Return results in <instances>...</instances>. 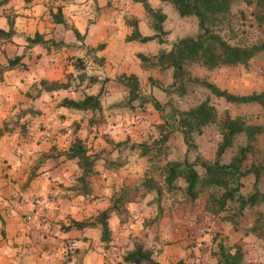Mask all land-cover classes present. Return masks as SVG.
I'll return each mask as SVG.
<instances>
[{
	"label": "rangeland",
	"instance_id": "374dc122",
	"mask_svg": "<svg viewBox=\"0 0 264 264\" xmlns=\"http://www.w3.org/2000/svg\"><path fill=\"white\" fill-rule=\"evenodd\" d=\"M89 12H91L89 18L95 16V18H101L103 24L105 20H112L115 24L117 13L111 0H107L104 10H101L97 0L96 6L90 9ZM230 12L231 26L234 32L233 35L228 34L230 42L246 45L264 39V24H257L254 20L252 5L237 0L231 5ZM166 14L164 28L167 30V41H170L171 44L181 37H196L199 33L196 16L179 17L172 7L167 9ZM45 15L47 16L46 21ZM38 16L40 17V23L38 24L26 23L19 25L23 34H32L34 31L42 30V34L46 37L67 44H71L76 39L70 30L54 24L48 12H43L42 15ZM103 28H98L93 32L92 37H89V31L86 28L85 36L90 38L91 43L95 46L103 42L104 46H108V52L111 54L113 52L111 45H114V43L109 42V34L107 42L102 39ZM117 34L115 32L116 37ZM23 36L19 35L11 42H0V62L3 58L16 55H20L23 60V67H16L18 68V75L15 76L14 82H11L15 89L11 91L12 86L10 85V100L6 101V105L0 106V124L5 121L10 128L9 132H4L0 137V214L5 216L9 224V229H7L4 221L0 226V250H2L0 251V264H41L42 256H48L50 253L55 252V250L53 251V244L56 241L59 255L55 264H72L73 258H76V264H81L82 261L78 258L79 255L75 253L76 248H78V251L89 253V257L86 259L87 264H98L101 259L103 264H122L121 255L127 248L132 246L135 239L123 250L119 249L115 241L118 239L121 221L116 214H113L111 218L109 216L110 219H108L110 241L107 246H104L99 240L97 229H87L85 235H82L80 230L69 229L65 238L68 239L67 241H74L76 245L72 249L68 248L70 251L67 252L68 249L62 247L59 243L67 242L61 239L64 238L61 237V233L63 227L70 223L73 218L66 215L61 216L55 210L49 211L47 208L41 211V205L38 201L41 200V193L46 192L48 187L40 175L42 166L44 163L53 164L57 158L45 156L44 160L30 163L31 157L26 158L23 153L31 152L34 147H37L40 141L36 140V137L39 133L45 131V125L40 123V118L44 116L47 109L40 97L60 90L43 92L38 97H30L28 95L32 96L35 90L31 84L37 82H30L29 78L33 77L34 65L39 63L42 66L53 53H68L78 49L65 46L58 51L52 50L46 53L39 45L26 47ZM83 38L84 36L82 40ZM137 44L141 48L145 46L143 43ZM164 48L168 49V44H164ZM103 50L105 51V47ZM71 58V56H65L69 65L72 66ZM58 59L59 56H57ZM84 64V69L87 68L91 72L105 74V68L103 69V66L99 68L97 61L92 64H86V62ZM69 65H66V67ZM110 70V66H108L107 71ZM189 70L192 75L203 76L218 87L232 93L247 94L259 92L264 88V54H258L251 58L245 66L222 67L211 71L192 66ZM22 75L24 78L20 79L19 82L18 76ZM99 76H101L98 79L99 81L106 78L105 75L99 74ZM65 79L70 80L71 73ZM104 81L107 83L106 79ZM172 81L169 67L156 68L150 75H142L138 79L139 94L151 98L158 106L156 108L152 100L143 104H139L140 99L138 100L139 114L148 117L152 122L150 131L144 133L148 144L153 145V140L159 137L157 124H161L163 121L172 122V116L168 113L171 106L186 109L208 95L206 90L195 86L191 87L182 96L170 93L168 89ZM81 83H83V78ZM68 87H70V84ZM98 88L99 84L97 82L95 84L89 83L88 92H96ZM108 99L106 95H102L101 105ZM209 99L219 116L222 115L224 110H227L232 116L242 115L251 123L264 125V106L256 104L236 106L213 96H209ZM59 119H64V117L61 116ZM90 126H93V124H90ZM75 128L77 132L80 131L79 124ZM131 139L132 137H129L122 129L116 130L114 134L116 142L131 141ZM219 139V131L214 124L206 126L200 133L193 134L191 145L185 144L180 130L174 129L164 144L163 153H158L155 156L156 151L153 147L149 155L145 156L156 157L157 166L151 172L150 179L157 183L161 192L158 195L155 191L145 193L142 186L143 180L139 181L140 186L134 192L129 193L130 196H134L136 199L129 201L126 211H129L130 215L138 209L144 212L145 219L142 228L146 231L139 230L136 239L141 240L147 248L151 249L154 259L158 262L167 264L181 260L182 264H216L213 254L220 242L227 246L234 244L240 246L242 251L240 264H261L260 257L264 256L262 240L252 234H246L245 231L254 223L259 213L264 219V201L253 207H244L240 212L235 208V204L229 203L223 212L211 216L203 211L205 192L200 193L197 198L191 200L184 193V182L181 179L175 182V187L171 190L164 188L159 169L162 163L167 160H186L193 164L200 161L210 162L213 160L215 147ZM242 143L243 137L236 138L233 145L221 156V162L227 163L237 146ZM84 144L89 152L88 144L86 142ZM258 148L260 151L247 161L246 166L250 161L264 164V134L258 137ZM134 159V156L130 157V160ZM99 160L96 162L95 168L99 167ZM141 163H144V161H141ZM53 166L58 167L55 164ZM194 167L200 174L203 173V168L199 165ZM31 170L36 172L35 178L26 184L25 180ZM240 182L239 191L241 194L247 195L253 190L264 194V171L260 173L258 179H255L252 174H246L240 178ZM59 187L63 188L64 186L59 185ZM93 187H95V184H93ZM153 193H155V196H153ZM47 199L50 200L51 197ZM27 204L34 206L32 207L33 223L28 231L22 228ZM153 204L156 205V208H153ZM209 228L212 229L211 242L198 243L201 236L205 235ZM114 249L119 251V259L115 258L116 251Z\"/></svg>",
	"mask_w": 264,
	"mask_h": 264
},
{
	"label": "clouds",
	"instance_id": "9594fccd",
	"mask_svg": "<svg viewBox=\"0 0 264 264\" xmlns=\"http://www.w3.org/2000/svg\"><path fill=\"white\" fill-rule=\"evenodd\" d=\"M106 2L107 0H98L101 10H104ZM73 3L92 9L96 6L97 0H33L37 10L43 9L45 13L47 12L45 5L55 11L57 7L65 4L70 6ZM112 3L117 13L115 24L112 25L113 31H118L120 25H125L127 36L136 40L137 43L155 41L160 44L161 47L156 53L157 57L171 54L164 48L165 43L169 48L172 45L170 41H164L165 33L161 27L163 13L160 8L152 7L153 0H112ZM23 4L24 0H19L17 12L23 10ZM137 5L142 12L139 16L129 11ZM29 15L32 16L31 21L18 20L17 24L40 23L38 15L32 13ZM94 19L95 16L90 17V20ZM144 20L152 25L151 36L139 30V24ZM0 27L7 31L6 21L2 17H0ZM127 43V40L119 41L118 48L111 53L112 60L109 62L111 70L105 72L107 83L98 81L99 88L91 97L88 94V85L94 72L87 68L78 70L69 65L65 56L72 57V64L78 60L92 64L107 59L101 50L88 48L84 51L86 46L82 41L74 39L71 44L66 43V47L78 49L77 51L53 53L42 66L39 63L34 65L35 71L33 77L29 78L30 82L38 83L43 76L49 88L64 83L70 84V87L61 88L59 92L48 93L40 97L47 109L44 116L40 118V123L45 125V131L36 137L40 144L31 152L23 153L26 158L31 157L30 163L44 160L45 156L55 155L57 157L53 164L58 167L49 163H44L42 166L40 175L48 187L46 192L41 193V200L38 201L41 211L47 208L49 211L55 210L61 216L66 215L89 223H95L102 219L103 215L116 214L121 221L118 239L115 241L120 250L137 238L139 230L146 231L142 228L145 219L144 212L138 209L130 215L126 209L129 201L136 199L129 193L134 192L140 186L139 181L150 179L151 172L157 166L155 156H144L145 147L148 152H151L154 147L147 143L144 135L145 132L150 131L152 122L148 117L139 114V98L132 88L130 73L122 70L127 68L130 62H135L140 55L145 57V60L140 61L141 64H150L153 55L136 48L128 49ZM57 56H59L58 60ZM66 65L69 66L66 67ZM70 73L71 79L66 80L65 77ZM81 78H83V83H81ZM35 92L42 93L44 89L37 87L34 94ZM102 95L109 98L103 105L100 103ZM64 101L68 102L66 106L63 105ZM2 102L3 99H0V103ZM73 105L79 107L74 108ZM61 116L64 119H59ZM90 120L93 121V126L89 125ZM77 124L80 125L79 132L75 128ZM118 129H122L129 137H132L131 141L117 143L114 140V134ZM77 138L88 144L91 156H77L74 160H69L68 156L74 154L71 150L76 147ZM52 146L56 147L55 153L50 151ZM97 155L100 157L99 167L90 170L83 161L95 160ZM133 156L135 159L130 160ZM59 185L64 187L61 188ZM48 197L51 199L48 200ZM153 208H156L155 204ZM211 237L212 229L209 228L198 243H210ZM115 258H120L119 251H116ZM260 260L261 264H264V256H261ZM72 264H76L75 258ZM98 264H103V260L98 261Z\"/></svg>",
	"mask_w": 264,
	"mask_h": 264
},
{
	"label": "trees",
	"instance_id": "16d2710c",
	"mask_svg": "<svg viewBox=\"0 0 264 264\" xmlns=\"http://www.w3.org/2000/svg\"><path fill=\"white\" fill-rule=\"evenodd\" d=\"M8 0H0V5H4ZM32 0H24L25 3H30ZM162 3H168L174 9L179 17H187L190 15L196 16L198 20L199 33L196 37L184 36L173 42L171 48L166 50L170 51V55L156 56L153 55L150 64H141L140 61L145 60V57L138 56L139 64L142 69L153 68H167L171 69L172 84L169 86L170 93L179 96L185 95L188 90L195 86L207 91L208 95L195 105L186 109H178L171 106L168 113L172 116V122L163 121L157 124L159 130V137L153 140L155 147V156L158 153H163L164 144L169 135L174 129L180 130L183 135L185 144L191 145L192 136L195 133H200L203 128L208 125L214 124L217 126L220 139L216 144L214 157L212 161H200L195 164L186 160H167L159 166L162 175V182L164 188L171 190L175 187V182L181 179L184 182V193L194 200L200 193L205 192V202L203 211L208 215H218L223 212L229 203L235 204V208L240 212L244 207H253L260 202L264 201V194L253 190L247 195L240 193L241 186L240 178L246 174H252L255 179H258L260 173L264 171V164L254 163L252 161L246 166L247 161L253 158L260 149L258 148V137L264 134V125L255 124L248 121L242 115H230L227 110H224L222 115L218 112L213 104L210 103L209 96H213L223 100L226 103L240 106L248 104H256L264 106V88L259 92H250L247 94H237L227 91L218 87L213 82L209 81L203 76L192 75L189 68L197 66L211 71L222 67L245 66L248 61L258 54H264V39L262 41L241 45L236 42H230L228 34H234L233 27L231 26V5L237 0H159ZM245 4L252 5L254 8L253 18L257 24H264V0H241ZM159 8V7H153ZM162 11V10H161ZM162 24L161 27L165 33L164 41L167 42V31L163 28V22L166 19L165 13L162 11ZM51 20L61 25L63 28L70 30L76 39L82 36L77 29L68 24L63 18L62 6L57 7L55 11H50ZM148 25L153 32L152 25L148 21ZM5 29L0 28V42H11L12 38L16 35L14 27V16H6ZM152 35V34H151ZM147 35V36H151ZM26 47L39 45L45 52L58 51L66 46L62 41H56L52 38H44L43 34L35 31L32 35H24ZM124 40L136 41L131 37L125 36ZM144 43V42H143ZM167 44V43H165ZM88 48L101 50L103 44H98L95 47L86 46L84 51ZM21 56L16 55L6 59L5 64H0V75L3 71L13 69L17 66L23 67L21 63ZM72 64V58H71ZM72 66L78 70H84L85 64L83 60H78ZM82 79V78H81ZM106 79V78H105ZM100 80V81H104ZM132 88L140 99L139 104L148 102V97L139 94V82L134 74H130ZM99 81L96 76L90 80V84ZM36 89L41 87L44 92L59 91L61 88L67 89L69 84L64 83L60 86L47 87L46 79H39L36 84H31ZM41 92H35L30 97H38ZM95 94V93H94ZM94 94H89L91 97ZM102 97V96H101ZM100 97V103H101ZM153 105L157 108V104L152 100ZM68 102L64 101L63 105ZM78 108V105H73ZM93 121H89V125ZM10 131L5 121L0 124V137L4 132ZM243 137V143L238 145L234 154L231 156L227 163L221 162V156L229 149L236 138ZM126 141V140H124ZM124 141H117L122 143ZM76 147L71 151L73 155H69V160H74L77 156H91L88 152L84 142L77 138L75 141ZM50 151L56 152V147L52 146ZM149 152L145 147L144 156H148ZM50 157L57 158L55 155ZM100 159L97 155L95 160H85L84 165L90 170L95 168L96 162ZM195 165L203 168V173L200 174ZM36 172L29 171L25 183L31 182L35 178ZM145 193L155 191L160 194V189L153 179H146L142 181ZM108 215H103V218L95 223L85 222L81 220H70L65 227L63 233L69 229L83 230L86 228L97 229L99 231V240L107 246L110 241V228L108 226ZM0 221L3 220L0 216ZM2 233V230H1ZM246 234H252L256 238L262 240L264 245V219L259 213L254 223L245 231ZM67 241V238H61ZM70 251L69 249L67 252ZM216 264H240L242 261V251L238 244L232 246L217 244V250L214 252ZM121 261L125 264H163L154 259L151 249L144 246L141 240L135 239L130 249H127L121 255ZM167 264H182L181 260Z\"/></svg>",
	"mask_w": 264,
	"mask_h": 264
},
{
	"label": "crops",
	"instance_id": "0c3cea01",
	"mask_svg": "<svg viewBox=\"0 0 264 264\" xmlns=\"http://www.w3.org/2000/svg\"><path fill=\"white\" fill-rule=\"evenodd\" d=\"M16 3L18 4L19 0H8L6 4L0 5V17H2L5 21H6L7 15H13L14 16V27H15L16 35L12 38V41H14V39L17 38L19 35L20 36L21 35H32L35 32L34 31L32 34H23V32H21V29L19 28V25L17 24L18 20L31 21L32 16L29 15V13H32L33 15H42L44 12L43 9L37 10L36 6L33 4V0L28 4L24 2V4L22 5L23 10L21 12H17ZM111 3H112V0H111ZM113 6H115V5L113 4ZM152 7H159L165 13L166 17H167V14H166L167 9L168 8L171 9L170 4L162 3L159 0H153ZM45 8L47 9V12L50 16V11H53V9L49 8L47 5H45ZM89 11H90V9H88L86 7H80L74 3L71 4L70 6L67 4L62 6L63 18L66 20V22L68 24L74 26L82 37L84 36L83 40H82V37L80 39H75V40H81L85 46L95 47V45L93 43H91L92 40L90 38H86V36H85L86 31H87L86 28H88L89 37H92L93 32H95L98 28L104 27L102 39L107 42V38H108V34H109L110 35V41L109 42L111 44L114 43V45H111L112 46L111 50H116L119 46V41L124 40L125 36L127 35L126 26L120 25L118 32L113 31L112 25L114 24V22L112 20H110V21L105 20L104 24H103V21L101 18L100 19L95 18L94 20H90L89 15L91 12H89ZM129 11L134 12L137 16L142 14L139 5H137L135 8H130ZM165 21H166V19H165ZM165 21L163 22V28H164ZM54 24H56V23H54ZM57 25H59V24H57ZM0 28L5 29L3 27H0ZM139 30L141 32H143L145 35H151L153 33L152 30L150 29L149 25H148L147 20H144L139 24ZM164 30H166V29L164 28ZM37 32H39L41 34L43 33L42 30H40V31L38 30ZM115 32L118 33L117 37L115 36ZM90 33H91V35H90ZM43 37L44 38H50V37H46V35H43ZM102 44H103V42H102ZM143 44H145V46L141 48L140 45L137 44V41H128L127 48L128 49L136 48L142 52H150L152 55H154L161 47L160 44H158L155 41H148V42H144ZM104 47H105V51L103 50ZM103 49H101V53L103 55H105L107 57V59L106 60H99L97 62L99 63L98 64L99 68H101L100 66H103V69L105 68V70L107 71V67L110 66L109 62L112 60V56L108 52V46L107 45L104 46V44H103ZM6 59L7 58H3L2 62H0V64H5ZM21 63H23L22 58H21ZM154 69H156V68L142 69L140 67L139 60L137 59L135 62H130L129 66L125 69H122V70L129 72L130 74L136 75L137 79H139V77L142 75H146V76L150 75ZM99 74L105 75L101 72L100 73L94 72V76H96L97 79L101 78V76H99ZM16 75H18V68H16V67L13 69L5 70L1 73V75H0V94H2V95H0V99H3V102L0 103V106L6 105V101L10 100L9 95L11 94L12 89L13 90L15 89V87H13L11 82L13 80H15ZM11 77H12V79H11ZM41 77H43V76H41ZM23 78H24L23 75L18 76V81L20 82V79H23ZM8 84H9V86H8ZM93 84H95V83H93ZM10 87H11V91H10ZM94 93L95 92H88V94H94ZM4 97H6V99H4ZM32 207H34V206L27 204L25 207L26 211L24 213L28 212L29 210H32ZM0 216L2 217V220L4 221V223H6L7 229H9V224H8V221H6L5 216H3L2 214H0ZM112 216L113 215H111L110 218ZM110 218H108V219H110ZM0 226H1V221H0ZM87 229H89V228L80 230L81 234L85 235ZM67 233L68 232H64V233L62 232L61 237H67L66 236ZM55 247H56V249H55ZM57 247H58V243L56 241L53 244V251L55 250V252H53V254L50 253L48 256H42V261H41V258L39 259L41 261V264H55V262L57 261L56 260L57 256L59 255L58 251H57ZM130 248H131V246H130ZM130 248H127V249H130ZM77 249L78 248L75 249V253H76V255H79L78 258L81 259V261H82V262L80 261L81 264H87L86 259H87V257H89V253L88 252L84 253V251L81 252V251H78ZM75 260H76V258H75ZM122 264H125V263L122 262Z\"/></svg>",
	"mask_w": 264,
	"mask_h": 264
},
{
	"label": "built area",
	"instance_id": "2783aa9c",
	"mask_svg": "<svg viewBox=\"0 0 264 264\" xmlns=\"http://www.w3.org/2000/svg\"><path fill=\"white\" fill-rule=\"evenodd\" d=\"M22 228L23 230H30L32 223H33V213L32 210H29L28 212L24 213L23 216V221H22ZM62 247L66 248V249H72L75 247V242L74 241H67V242H60L59 243Z\"/></svg>",
	"mask_w": 264,
	"mask_h": 264
}]
</instances>
